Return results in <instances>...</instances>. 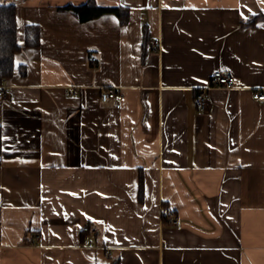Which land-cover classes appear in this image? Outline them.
<instances>
[{
  "label": "crops",
  "instance_id": "crops-1",
  "mask_svg": "<svg viewBox=\"0 0 264 264\" xmlns=\"http://www.w3.org/2000/svg\"><path fill=\"white\" fill-rule=\"evenodd\" d=\"M88 1L13 2L0 264H264V0H95L125 25L63 9Z\"/></svg>",
  "mask_w": 264,
  "mask_h": 264
},
{
  "label": "trees",
  "instance_id": "trees-1",
  "mask_svg": "<svg viewBox=\"0 0 264 264\" xmlns=\"http://www.w3.org/2000/svg\"><path fill=\"white\" fill-rule=\"evenodd\" d=\"M65 10L71 11L86 22L108 13L115 14L120 22L125 25L129 22V9L125 7L105 8L100 7L95 0H89L85 5H70ZM260 18H264L262 15ZM256 20V19H255ZM26 46L32 49H39L41 46V28L37 25L26 27ZM22 47L18 43L17 8L15 4L0 2V86L10 79L15 73V59ZM25 68L21 67V70ZM2 149V131L0 129V152ZM140 195L145 188V180L140 179ZM166 207V205H165ZM165 220V217H163ZM88 233V232H87Z\"/></svg>",
  "mask_w": 264,
  "mask_h": 264
},
{
  "label": "built area",
  "instance_id": "built-area-1",
  "mask_svg": "<svg viewBox=\"0 0 264 264\" xmlns=\"http://www.w3.org/2000/svg\"><path fill=\"white\" fill-rule=\"evenodd\" d=\"M3 3L5 4H13L14 0H2ZM155 45H159V41H155ZM90 59L95 62L97 61L96 54H91ZM234 87V76L227 71L223 70H218L214 73L213 78H212V84L209 88H225V89H230ZM209 88H203L199 91L197 95V104L198 106L205 110L208 106V95L207 91ZM11 95V88L6 85L0 86V102H2L4 99L8 98ZM117 91L114 88H109L105 89L102 92V100L103 102H108L111 100H116L117 99ZM254 98L263 101L264 102V91H257L254 94ZM169 219V218H168ZM85 232H90L92 235L98 234L97 230H94L90 228L89 226H86L84 228ZM34 240L39 239V235H35Z\"/></svg>",
  "mask_w": 264,
  "mask_h": 264
}]
</instances>
